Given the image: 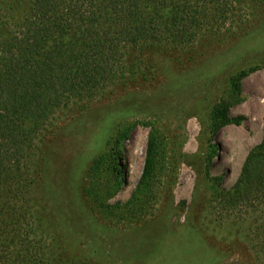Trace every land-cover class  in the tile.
Here are the masks:
<instances>
[{"label": "rangeland", "instance_id": "374dc122", "mask_svg": "<svg viewBox=\"0 0 264 264\" xmlns=\"http://www.w3.org/2000/svg\"><path fill=\"white\" fill-rule=\"evenodd\" d=\"M13 1L0 0V11ZM125 65L124 79L59 110L40 136L30 200L52 257L61 264H254L247 225L209 206L206 167L212 154L210 175L230 188L264 139V3L192 46L136 48ZM251 69L230 109L242 123L213 137L214 105L230 97L232 76ZM151 134L156 169L140 184Z\"/></svg>", "mask_w": 264, "mask_h": 264}, {"label": "trees", "instance_id": "16d2710c", "mask_svg": "<svg viewBox=\"0 0 264 264\" xmlns=\"http://www.w3.org/2000/svg\"><path fill=\"white\" fill-rule=\"evenodd\" d=\"M25 2L24 9L17 0L0 11V264H61L39 235L30 200L40 136L55 114L124 79L127 55L136 48L192 46L245 20L264 0ZM252 69L232 76L230 97L214 105L213 137L242 123L230 109ZM157 149L151 134L140 184L154 174ZM212 157L206 167L213 182L209 206L215 203L232 223L247 225L254 264H264V139L230 188L222 176L210 175Z\"/></svg>", "mask_w": 264, "mask_h": 264}]
</instances>
